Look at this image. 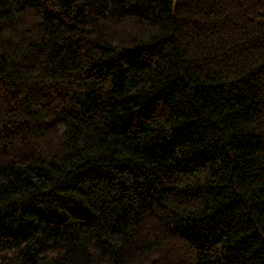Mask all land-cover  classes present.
Returning a JSON list of instances; mask_svg holds the SVG:
<instances>
[{
	"label": "trees",
	"instance_id": "1",
	"mask_svg": "<svg viewBox=\"0 0 264 264\" xmlns=\"http://www.w3.org/2000/svg\"><path fill=\"white\" fill-rule=\"evenodd\" d=\"M0 264H264V0H0Z\"/></svg>",
	"mask_w": 264,
	"mask_h": 264
}]
</instances>
